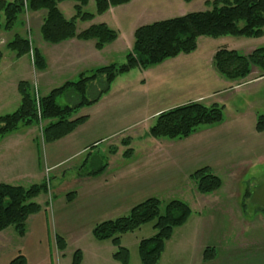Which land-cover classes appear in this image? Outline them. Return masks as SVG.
Masks as SVG:
<instances>
[{"label": "rangeland", "instance_id": "1", "mask_svg": "<svg viewBox=\"0 0 264 264\" xmlns=\"http://www.w3.org/2000/svg\"><path fill=\"white\" fill-rule=\"evenodd\" d=\"M213 1L133 0L127 5L113 8L109 11L111 13L108 12L97 21V23H105L118 34L121 33L119 41L109 47V53L104 57V61H107V65L124 64L126 50L133 47L134 32L137 28L191 13L208 11L210 7L206 3ZM65 4H69L64 5L68 7L74 3ZM61 9L69 15L66 8ZM85 12L93 14L96 12L94 0H90ZM24 21H26V29L32 31V40L37 45V42L42 40L39 38L40 35L38 36L37 29L42 22V16H32V13H28ZM33 21L36 24L34 30L31 27ZM82 24L79 21V30L82 29ZM10 38L11 35L0 32V51L3 52V58L0 60V115L12 113L19 107V100L15 102L20 97L18 83L21 80L31 81L35 69L27 57L18 61L13 52L5 49ZM198 46V50L191 55H180L176 60H168L147 70L149 72L145 76L147 81L145 87L141 86L144 81L141 79L139 69L133 70L122 79L124 84L116 89L113 100L117 104L114 111L118 110L120 127L130 119L139 120V116L169 106L170 103L176 101L184 103L198 94L225 89L226 81L221 82L218 74L212 69L215 53L221 49L249 53L264 46V36L258 39L233 36L219 39L203 37L199 39ZM172 66L174 67L171 68ZM35 74L38 75L39 72L35 71ZM103 81L104 79L101 78L94 84L88 93L90 99L96 97L103 87ZM127 95H130L129 101L125 98ZM216 98H219L217 100L224 107L225 116L230 121L236 115L248 116L252 108H255L259 114H264V81L261 84L241 87L233 93ZM57 102L61 106H73L77 99L75 94L70 92L58 98ZM128 105L129 112L125 114ZM147 118L140 120L141 122L136 123L132 129H122L112 138L96 140V144L89 146L82 156L65 162L58 173L51 172L49 177L45 174L44 181L48 179L51 185L49 184L47 194L42 195L43 198L39 197L37 202L40 201L42 208L48 202L51 203L49 195L54 189L57 191L65 189L63 193L66 198L68 193L75 192L79 188L78 183H75L78 175L106 168L110 162L115 170L124 161L120 154L125 155L128 149H132L140 156L146 152L155 154L164 152L166 143L163 140L160 143H147L146 146L140 143V139L147 136L157 117L152 124ZM45 125L41 123L35 127L39 133L30 137L35 139V145L30 142L29 137L25 140L13 141L16 133L2 141L3 148L0 153L4 155L6 165L0 170V184L28 188L37 183L35 180H28L27 175L34 172L32 170L35 163L37 166L40 160L44 163L50 148L41 138L42 128ZM208 137L212 139L204 146V148L209 146L208 150L201 146L199 153L190 160L195 164L199 162L200 166L213 164L215 170L210 169L222 180L223 186L212 195H202L197 191L194 182L188 183L185 176L180 173L177 182L181 183L182 179L183 187L167 195L164 200V195L161 196L160 200L163 202L172 200L185 202L189 205L192 214L184 226L174 230L171 240L165 245L159 264H264V134H257L254 129L248 128L236 130L232 124H229L223 130ZM124 143L128 145L125 146ZM116 153L120 156L112 158L111 155ZM169 163V159L160 158L154 165L161 170ZM165 172L161 171V176L166 175ZM61 195L62 193L60 196H52V203L57 198L63 200ZM142 198L143 196L137 197L136 200ZM59 205V202L55 203L46 214L43 212L42 221L41 223L38 221L35 229L33 221H30L28 232L23 238L13 227L1 233L0 264H11L21 256L26 259L27 264H73L74 256L78 251L82 253L81 264H121L113 259L117 249L112 242L95 240L90 226L81 221L82 217L79 220L76 216L79 206L67 207V210L59 212ZM125 209L126 207L115 216H111V219L125 217L128 213ZM63 212L67 215H65L66 221L60 222L61 217H64V215L60 216ZM154 224H146L135 232L121 236V245L128 249L130 254L129 264H142L139 244L156 234ZM57 237L68 243L64 251L58 249ZM208 248L211 249L209 252L211 258L205 260V251Z\"/></svg>", "mask_w": 264, "mask_h": 264}, {"label": "trees", "instance_id": "2", "mask_svg": "<svg viewBox=\"0 0 264 264\" xmlns=\"http://www.w3.org/2000/svg\"><path fill=\"white\" fill-rule=\"evenodd\" d=\"M96 12L87 13L85 8L90 0H0V32L11 35L5 49L15 54L17 59L28 56L37 72L46 70L42 52L34 44L31 31L26 30L24 17L28 13H44L39 34L43 42L58 45L77 39L93 41L98 51L115 43L119 34L105 23L94 24L78 32V23L91 22L111 9L127 5L133 0H94ZM72 2L75 15L67 19L59 5ZM210 10L184 15L179 18L155 22L139 27L134 32V44L126 54L122 65L110 64L99 67L89 74H82L78 81H69L52 90L46 96L37 98L36 88L31 83L20 81L18 93L20 106L12 113L0 115V144L22 129H29L45 123L42 139L45 144L58 142L72 134L86 122L79 117L84 108L97 104L110 92L116 79L135 69L147 71L180 55H191L198 50L199 39L203 37L219 39L223 37L262 38L264 36V0H214L207 2ZM26 32V33H25ZM3 52L0 51V60ZM214 71L220 78L231 83L247 80L255 71L264 77V46L249 53L221 49L213 57ZM104 79L103 87L96 97L90 99L89 91L99 79ZM73 93L77 102L73 106H61L57 100L62 95ZM225 109L219 104L206 105L191 102L162 112L155 119L147 136L155 140L181 141L192 137L204 128L223 123ZM257 133H264V114L256 118ZM125 146L128 143H124ZM132 149L125 152L131 156ZM106 168L92 172L97 175ZM197 191L202 195H212L221 190L222 180L209 167L202 168L191 176ZM47 181L28 188L0 184V234L13 227L16 233L25 237L27 222L31 216L42 211L37 199L48 192ZM74 194L69 193L66 198ZM49 205V202L46 204ZM188 204L180 200L163 202L157 198L148 199L135 206L122 218L98 224L92 235L98 242L111 241L117 251L113 259L121 264H129L128 249L122 247L121 236L135 232L142 226L155 223L156 234L139 244L142 264H159L165 245L171 240L174 230L184 226L191 217ZM59 250L64 251L66 242L56 238ZM210 248L205 251V260H210ZM82 253L76 252L73 264H81ZM11 264H27L19 257Z\"/></svg>", "mask_w": 264, "mask_h": 264}, {"label": "crops", "instance_id": "3", "mask_svg": "<svg viewBox=\"0 0 264 264\" xmlns=\"http://www.w3.org/2000/svg\"><path fill=\"white\" fill-rule=\"evenodd\" d=\"M7 1H14V0H7ZM64 5H69V4H65V3L60 4L59 9L62 11V13L65 15L67 19H71L75 15V12H71V10H74L75 4H71L68 7ZM62 7L68 10L69 15H66V13L61 9ZM36 15H41L43 17L44 13L32 14V16H36ZM100 18H102V16H97L91 22H86V23L82 22L83 23L82 29L81 30L78 29V32L79 33L82 32L83 30L89 28L91 25L102 24V23H97V21ZM41 25L42 22L37 27L38 36L40 35L39 29ZM31 27L33 28L32 30L36 28V24L34 21L32 22ZM39 38L41 39V37ZM120 38H121V33H119V38L115 43L107 46L102 51H98L96 49L95 42L93 41L85 42V41L73 39L58 45H49L43 42V40H39L37 42L36 47L44 55L47 68L45 71L39 72L38 75L35 74L36 70L33 68L34 69L33 79H31V81L29 80H21V81H26L31 83L32 86L36 88L37 92L41 97L46 96L52 90L59 88L63 84L69 81L74 82L78 80L82 74H89L99 67L107 66L108 63L107 61H104V57L108 55L109 47L115 45ZM131 49L132 48H128L126 50V54L129 51H131ZM105 53L107 54L105 55ZM26 57L30 60L28 56ZM24 58L25 57L17 60L20 61ZM103 62H105L106 64ZM30 63L32 64L31 60ZM173 67L174 66H172L171 68ZM212 69H213V65H212ZM148 72L149 71H141V79L142 81H144L141 83L142 87L147 86V81L145 79V76ZM127 75L128 74L118 77L116 81L113 83L110 92L104 95L97 104L89 108H84L80 111L79 117L87 118L85 123L80 125L72 134L65 137L64 139L52 144H48V147L50 148L47 152L44 163H42L40 160L37 166L36 163L34 162L36 168L33 165L32 171L34 172L27 175L28 180L29 179L35 180L37 181V183L35 184H41L44 181L45 172L47 169H50L51 172L58 173V170L65 162H67L72 158L82 156L84 153L87 152L89 146L96 144L95 143L97 142L96 140L100 138L102 140H105L107 138H112L115 135L119 134V132H121L122 129L124 130L132 129L136 126L135 125L136 123L141 122L140 120H144L146 117H148L147 119H149V122L152 124V122H154V119L157 117L158 114L165 112L167 110H171L178 106L185 105L187 103L202 102L206 105L208 104L211 105L212 103L219 104L217 100L219 98L216 97L218 96L220 97L227 93H233L234 91L244 86L254 85L255 83L261 84L264 81V77H259L258 72L255 71L247 80L243 82L231 83L226 81L227 86L223 90L198 94L196 96L190 97V99H188L184 103L183 102L179 103L178 101H176V103H170L169 106L159 109H154L152 113H145L144 115L139 116V120L134 121L130 119V121H128L126 124L120 127L118 125V120H119L118 110L114 111V108L117 104L113 102V100H115V95L117 92L116 89L121 87V85L123 86L124 80L122 79L124 77H127ZM219 79L221 82L222 81L225 82V80H223L222 78ZM139 93L141 92L139 91ZM132 94H134V92H132ZM129 96L130 95H127L125 97L128 101H129ZM18 100L20 102V97L19 99H16L15 102H17ZM129 108L130 106L128 105L125 114L129 112ZM258 114L259 113L257 112V110L255 108H252V110L248 113V116L246 117H243L242 115H236L233 116L231 118L232 120L230 121L225 116V120L223 123L213 127L204 128L200 132H198L197 134L193 135L188 139L181 141L163 140L164 143H166L164 148L166 150L165 151L163 150L164 152L162 153L159 152L155 154L151 152H146L145 154L143 153V155L140 156L134 151L132 155L128 157H126L122 153L120 155L124 159L123 164L118 166L115 170H113L110 162L107 165L106 169L100 174L94 175L92 174V172H88L86 174L78 175L76 177L75 183H78L77 185H79V188L75 192H72L74 195L70 198V202L68 201L67 198H64L65 193L63 192L65 191V189H60V191L54 189V191L51 192L52 194L49 195L51 199V203L49 207L48 205L43 206L42 211L39 214L31 216L28 219L27 232L30 221H33V228L35 229L36 225L38 224V221L39 223H41L42 221L41 217L42 215H44L43 212H45L46 214L48 210L51 209L52 205L53 204L55 205V203L58 202L60 203L58 209L59 212L67 210V207L74 208L79 206L78 211L75 213L76 216L79 218V220L82 217L81 221L87 224L88 226H90V228L93 230L96 225L107 222L108 220L111 221L112 220L111 216H115L121 211V209L125 207H126L125 210H127L126 213L128 212L127 213L128 215L129 212L135 206H137L138 204H140V202H142L140 200L146 201L151 198L161 199L162 195H164L163 197L164 200L165 198H167V195L171 193H175L177 190L183 187L182 184L184 182L182 179L180 181L181 183L177 182V178H179L180 173H182L185 176L184 178L188 180V183L191 184L192 182L191 176L196 170L202 169L203 167L204 168L209 167L212 170L213 169L215 170L213 164L211 163H207L200 166L199 162L195 164L192 160H190L194 157L196 153H199V148L201 146L204 148V146L207 143H210L212 141L211 137L208 136H211L216 132L223 130L229 124H232V127L236 128V130L242 128H248V129H254V131L257 133L256 118ZM24 130H28V129H22L19 132H16V136L13 138V141L14 140L21 141L23 139L24 140L27 139L26 137H29L28 139H30V142L33 145H35V139H31V138L32 136H35V134L39 132L36 130L35 127L29 128L27 132H21ZM17 134L19 136H17ZM263 134L260 133V135ZM204 135H208V136H204ZM36 139H38V137ZM160 142L161 140H155L148 136H145L144 138L140 139V143L144 146H146L147 143L151 144V143H160ZM153 146H155V144ZM2 148L3 147L1 143L0 150ZM208 148L209 146L204 149L208 150ZM120 155L116 153L114 155H111V157L115 158ZM160 158L164 160L169 159L170 161V163L165 168H161V170L154 165V163H156L157 160H159ZM4 162H5L4 155L1 152L0 170L5 167L6 164ZM161 171H166L165 172L166 175L161 176ZM20 180L23 179L20 178ZM60 193H62L61 196L63 197V200L57 198L55 202L52 203L53 200L52 196L53 197L60 196ZM142 196H143L142 199L136 200L137 197H142ZM41 197L43 198L44 196ZM137 201L140 202L136 203ZM37 203L41 204L40 201ZM63 215L64 217H61L60 222L66 221V216H67L66 213L63 212L60 216ZM66 245L68 246L67 242Z\"/></svg>", "mask_w": 264, "mask_h": 264}, {"label": "built area", "instance_id": "4", "mask_svg": "<svg viewBox=\"0 0 264 264\" xmlns=\"http://www.w3.org/2000/svg\"><path fill=\"white\" fill-rule=\"evenodd\" d=\"M36 95H37V98H39V94H38L37 90H36ZM50 172H51L50 169H47V170H46V175H47V177H49ZM49 184H50V182H49V180L47 179V185H48V188H50Z\"/></svg>", "mask_w": 264, "mask_h": 264}]
</instances>
